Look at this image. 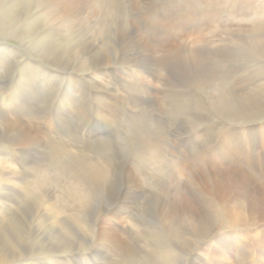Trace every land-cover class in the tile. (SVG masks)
<instances>
[{"label":"bare ground","instance_id":"obj_1","mask_svg":"<svg viewBox=\"0 0 264 264\" xmlns=\"http://www.w3.org/2000/svg\"><path fill=\"white\" fill-rule=\"evenodd\" d=\"M252 1L234 0L233 3L237 11L240 10L243 12V9H247V11H245L246 14L249 12L259 15L257 6L253 4ZM136 2H139V0H135V4ZM189 2L190 0L188 3ZM108 5V0H0V39L11 37L19 40L21 45L27 50L39 52V59L41 61L52 63L55 67L69 68L68 66H72L71 68H74L77 73L85 72L91 68H99L97 70L99 74L106 70L108 77L117 76L116 80H114L116 85H114L115 83L113 82V88H115L114 86H120L124 92L127 89L125 87L126 82L130 81L131 76H133L132 73L135 74L142 83V90L139 86L132 90L131 93H125V96L121 97L122 102H125L131 108V111L133 109L139 111L140 117L139 120H134L132 116L127 115L126 110V112L121 110V115L119 117L117 116L118 125L120 127L122 125L123 129H125L124 131L127 132L116 138V141L120 144L119 149L123 151L128 150L127 152L129 155L131 153L132 156L139 158L133 163L134 166L130 165V167L128 166V168L124 170L125 180H122L124 182L119 185L117 183V178L113 175L114 162L106 155L108 153L110 154L111 151H109V141L97 140L95 142H88L79 137L82 131H86L87 133L96 131V133H98L99 131L95 129V127H99L100 125L105 126L104 124L106 123L102 121V119L105 120L103 116H106L103 113V108L109 109L108 105L102 106L103 108H93L94 104H92L93 101L101 103L103 100L100 101L98 96H95L94 93L93 95L84 94L86 97L84 96V103H82V111L80 112L85 115L84 118H87L88 121L79 124L78 121L74 120L77 114H75L71 106L72 104L69 105L67 102L62 104L60 101L55 108L47 106L46 109H37L35 105L30 103L27 99V95L33 97L37 90L34 89L30 83L29 85L23 83L19 86L16 82L18 83L21 80L22 82H28V79L32 76V72L34 71L32 68L31 70L29 68V71H27L28 68H26L23 74L17 78V81L15 75H13L14 77L11 76L12 72L10 75L6 73L0 75V157H3V160L1 159L0 162V168L2 167V169H0V211L2 212L3 210V212L7 214L6 216H8H0V221L2 222L0 223V264H90L91 259L92 264H189V262L185 261L173 263V261L178 258V255L180 258L187 256L189 253L188 249H183L179 253L176 252L177 254H175V256H173L174 254L170 256V254L167 255L165 252L166 249L163 250L162 247H159L160 245L157 246L152 244L151 247L146 246L141 249L133 247L125 248L124 245H121L122 242H120V240L122 241L123 239L122 233L115 230L116 227L114 228L111 222L114 221V219L123 221L125 219L121 218L123 216H126L130 220L135 218V212L137 210L135 201L140 195L145 196L152 202L154 213L156 212L157 215L158 206L162 200L166 199L169 203L167 197L170 198L172 189H174L176 195L179 196L180 193H184L182 191H185V189L180 186L176 174L172 172L169 167L164 166L163 162L160 160L157 151L161 144L158 140L160 137L159 132H162V130L155 127L153 131H151L152 135L150 132L145 131V121L147 119L149 120L150 117V113H148L145 106L147 105L152 108L159 103L156 101L155 95L150 91L154 90L158 92V86L170 88V92L168 93L167 91L168 94L165 95L166 101L170 104V114L174 115V117L177 113L190 114V124H200L201 119L197 118V116L193 117L191 113L193 110H191L192 103L191 100L188 99V95L185 91H179L175 89L174 86H171L172 77L177 75L180 76L184 72H188L187 70L190 65L200 64L209 57L219 66L227 61L226 56H224L227 47L226 45H222V40L238 42V39L239 42H242L243 39L234 34L235 39L233 40V35L230 34V38H222L221 44H218L219 46L217 47L213 45V42H209L205 45V48L203 47L204 50L203 48L195 49L190 46L187 38L189 39L190 34L194 32L197 33V29H190V27L187 26L188 23L186 21H188V19L182 20L183 23L177 22V24L176 20L181 17L174 11L169 12V15H172L171 17H165L163 19L159 16L157 9H155L150 2L147 7H140L141 9L137 11L139 14L137 18L135 17L136 20L131 24L132 29L129 31L125 27H118L116 21L113 19V12H110ZM136 5L138 6L139 4ZM193 11L194 10H192V12ZM189 14L190 13H188V15ZM255 15L251 19V22L254 24V33H252V37L264 38V16H261V18L257 20V16ZM98 16L104 17V26H99L100 29H97L92 21ZM209 20H215V17L210 19L207 18L206 22H209ZM115 27L117 28L115 29ZM168 27L169 29H173L176 34L175 39L177 40L172 43L166 41L169 37L168 35H170L168 34ZM112 33L119 39V42L116 43V52L111 50L110 47L109 49L106 48L107 50L104 48L106 43L109 42V39L111 40ZM161 35L165 37L163 38ZM216 36H219L218 33ZM178 40L182 42L178 43ZM245 43H247L248 46L251 44L252 49L245 50L251 59L254 57L256 60L264 61V39L262 42L258 41L254 43L247 41ZM2 50L8 49L2 48ZM107 51H110V55H112L113 52L115 53L116 58L114 61L119 67L118 71L115 70L117 73H115L114 69H111L112 67H108L111 66L113 60L109 57ZM16 55L17 54H15L14 57ZM188 73L190 74V72ZM121 74L122 76L120 77ZM263 75L264 68L259 71H252V73L242 76L238 81L248 84V82H251L255 78L259 79L263 77ZM12 78H14L13 81ZM262 82L263 80L261 83ZM14 84L15 87L13 86ZM144 88H148L149 90L146 91ZM12 89L13 91L11 93ZM232 90V85L228 84L222 86L221 84L219 90L216 91L217 93L209 100V109L222 118L230 121L248 122L258 120V117H260V120L264 118L263 85L259 87V91L253 89L246 95H233ZM80 92L81 94L82 92L85 93V90L82 89ZM107 92H109V89H107ZM145 94L147 96H145ZM3 99L12 103L10 111H2L1 101ZM154 111L156 110L154 109ZM117 117H115L114 120H116ZM127 117L128 119H126ZM131 117L133 119H129ZM95 120V126L93 124L94 127H90L91 123ZM43 130L47 131L45 135ZM253 143L256 142L251 141V144ZM195 145L197 147H192V153L188 159L182 155L186 153H181L180 150L174 146V149L177 151H175V155L180 157V160L183 161L187 170H194L195 166L203 168L206 164L203 154L205 143H196ZM221 146L222 145H220V147ZM14 148H19L20 153L23 154L25 152L26 156L32 152L40 153V161L43 162L52 158L58 159V165L56 168L50 169V167L48 168L44 163L40 162V165L36 168V173L33 175L32 172L25 170V166H27L30 161L28 162V159L25 158L26 156L15 155L13 152ZM45 151L48 154H46ZM107 151L109 152L106 153ZM112 152H114V150H112ZM232 155L235 157L234 153ZM6 156L9 160H7ZM15 156H17V158H15ZM4 159H6V161H12L13 159L22 168L21 179L25 180L26 184L30 183L28 187H26V189L28 188L29 190L30 188V190L25 194V197L20 196L19 189H17L15 182V180H17L16 169H13L9 164L7 165V162H3L5 161ZM187 162L193 167L190 168V166H187ZM233 163V166L238 168L240 172L249 167L255 169L258 167L256 158H252L250 162H246L244 159H240L239 161L235 159ZM4 164H6V166ZM4 169L6 171L2 172ZM30 178H32V180ZM163 187H166L169 191L166 192V194L164 192L161 196L159 194L161 193L159 189ZM195 189H197V187H195ZM195 189L190 190L193 191L192 197H197L199 199L205 198L206 194L203 195L202 192H198V190L195 191ZM30 194L33 195L32 201H38V205H43L45 201L50 198L72 200L71 207L74 211L77 209L84 218L90 217L92 219L93 222L90 231L86 232L82 230L83 227L79 229V227L75 225L63 223L59 228L52 226L55 237L53 236L54 238L48 241V238L45 236L47 235V231L44 223L37 221L32 212L33 210L30 202L26 201ZM164 196L165 198H163ZM184 197L189 201V198H186L185 195ZM104 201L110 203L102 204ZM98 202H100V204L97 208L96 203ZM24 203H26V207H23ZM33 204L35 205L37 203L33 202ZM170 212L171 209L168 208L166 214L170 216V224L167 225V227L159 222L161 225L159 227V233L164 234L162 238L166 237L170 239L177 234L174 228L175 224H172L173 215ZM197 212L198 210L196 213ZM221 212L223 213V211ZM57 216L55 218H57ZM202 216L200 224H203V221L206 220V215L204 213H202ZM76 219L80 220L81 218L79 216V218ZM54 222L52 223L55 225ZM185 222H187V220H185ZM13 226L20 230L22 237L10 233ZM200 228H203L202 225ZM153 230L154 229H152V231ZM160 240L162 242V239ZM123 241L125 242V239H123ZM92 249L94 251L92 254L90 253V260H84L83 254ZM168 249L170 250V248ZM109 258H116V261L105 262ZM101 259H103L104 262L101 263Z\"/></svg>","mask_w":264,"mask_h":264},{"label":"rangeland","instance_id":"obj_2","mask_svg":"<svg viewBox=\"0 0 264 264\" xmlns=\"http://www.w3.org/2000/svg\"><path fill=\"white\" fill-rule=\"evenodd\" d=\"M188 1L189 0H139V2H136V4H139L140 6H137L135 4V0H108L110 12H113L112 16L118 27H125L129 31L132 29L131 24L134 23L137 15L139 14L137 11L141 9L140 7H147L151 2V5L157 9L159 16L163 19L165 17H171L172 15H169V12L172 11H174L176 14H179L181 17L180 19L176 20V23L188 19V21H186L188 23L187 26L190 27V29H197V33L194 32L189 35V39L187 38L190 46L195 49H201L203 47L205 48V45L209 42H213V45L217 47L219 46L218 44H221L222 38H230V34L233 35V40L235 39V35L243 39L242 42H239L238 39V42H228V40H222V45H226L228 49L226 48V52L224 54L227 61L220 64L221 66L215 64L211 60V57H209L200 64L190 65V67H188L189 69L187 68V71L190 72V74L188 72H184L180 76L177 75L172 77L171 86H174L175 89L179 91H185V93L188 95V99L191 100L192 103L191 110H193L191 113L193 117L197 116V118L201 119L200 124H190V114L187 115L185 113H177L175 116L176 118L174 115L170 114V104L165 98V95L170 92V88H162L158 86V92L154 90L150 91L153 95H155L156 101L159 103L154 105L155 108L154 106L152 108L147 105L145 106L148 113H150L149 120L147 119L145 121V131L151 133L155 127L162 130V132H159L160 137L158 140L161 144L159 150L157 151L160 156V160L163 162L164 166L169 167L172 172L176 174L180 186L184 188L185 191H182L184 193H180L179 196L176 195L175 190L172 189L170 192V198L167 197L169 203L166 201V199L162 200L158 206L157 215L156 212L154 213L152 202L145 196L140 195V197L135 201V206L137 207L135 212L136 217L130 220L126 216H123L121 217L125 218L123 221H117L114 219V221L111 222V225L114 226V228H117H115V230L122 233V237L125 239V242L123 239L122 241L120 240V242H122L121 245H124L125 248L133 247L136 249H141L145 248L146 246L151 247L152 244L157 246L160 245L159 247H162L163 250H168H165V252L167 255L170 254V256L173 254V256H175V254L181 252L183 249L189 250L190 254L188 253L187 256L182 258H180L178 255V258H176L178 261L175 259L173 263H181V261H185L189 262V264H264V118L260 120V117H258V120L248 122L230 121L222 118L209 109V100L217 93L216 91L219 90L221 84L222 86L228 84L232 85L233 95H246L247 93L251 92V90L255 89V91H259V87L262 85L264 86V75L263 77H260L261 79L255 78L251 82H248V84H244L245 82L240 83L238 81V79L240 80L242 76L252 73V71H259L264 68V61L256 60L254 57L251 59L245 51L246 49H252L251 44L248 46V44L245 42H262L264 38L252 37V33H254V24L251 22V19L255 14L249 12L246 14L245 11H247V9H243V12L240 10L237 11L233 3L234 0H213L215 2L212 0H190L189 3ZM252 2L257 6L259 15L255 16H257V20H259L261 16H264V0H253ZM192 10L194 11L192 12ZM188 13L190 14L188 15ZM214 17L215 20H209V22H206L207 18L210 19ZM103 18V16H98L92 20L97 29H100L99 26H104ZM116 28L117 27H115V29ZM174 32L175 31L173 29H169L168 34L171 36L167 34L169 37L166 41H170L172 43L177 40L175 39L176 34ZM217 33L219 36H216ZM162 36L163 38L165 37L164 35H161V37ZM117 42H119V39L112 33L111 40L109 39V42L106 43L104 48L109 49L110 47L111 50L116 52ZM181 42L182 41L178 40V43ZM2 48H7L8 50L3 51ZM107 52L109 57L113 60V62L111 61V66L108 67H112L111 69L118 71L119 67L114 61L116 58L115 53L113 52V54L110 55V51ZM15 54H17V57H14ZM39 56V52H31L27 50L17 39L11 37L1 38L0 75L5 73L10 75L12 72L11 76L15 75L17 81V78L23 74V71L26 68H28L27 71H29V68L30 70L32 68L34 71L32 70V76L30 77L31 79L29 78L30 80L28 79V82H22V80L18 83L16 82V84L19 86L23 83L26 85H29L30 83L31 86L37 90L35 91V96L31 97L30 95H27V99L30 101V103L35 105L37 109H46L47 106L55 108L60 101L62 104L64 102H67L69 105L72 104L71 106L78 117H75L74 120L78 121L79 124H83L84 122L88 121L87 118H84L85 115L80 112L82 111V103H84V94L93 95L94 93L95 96H98L100 101L103 100L101 103L98 101H93L92 104H94L93 108H103L102 106L108 105L109 109L103 108V113L106 116H103L105 120L102 119V121L106 123L104 124L105 126L100 125L99 127H95V129L99 131L98 133H96V131H91L88 133L86 131H82V134H80L79 137L88 142H95L97 140L109 141L110 148L109 146L108 148L109 151H111L110 154L108 153L109 151L106 152L108 154H105L108 155V157L111 158L110 160L115 163L114 164L112 162L114 165L113 175L117 178V183L121 185L124 182L122 180H125L124 170H126L128 166L130 167V165H133V163L139 158L132 156L131 153L130 156L127 152L128 150L123 151L122 149H119L120 144L118 141H116V138L127 132L124 131L125 129H123L122 125V128L118 125L119 122L117 120L121 115V110L124 112L127 111V115L132 116L134 120H139L140 117L139 111L135 109L131 111V108L125 102H122L121 97L125 96V93H131L132 90L138 88L139 86L142 90L141 81H139L136 75L132 73L133 76H131L130 81L126 82L125 87L127 89L124 92L120 86H114L115 88H113V82L115 83L114 80H116L117 76L114 75L108 77L106 70L99 74L97 73L99 68H91L85 72L77 73L75 72L74 68H71L72 66H68L70 69L55 67L52 65V63L41 61ZM117 71H115V73H117ZM121 76L122 74L120 77ZM13 80L14 78H12V81ZM260 80H263V82L261 83ZM114 85H116V83ZM13 86L15 87V84ZM81 88L85 90V93L82 92L81 94ZM106 88L109 89V92H107ZM144 90L148 91L149 89L144 88ZM12 91L13 89L11 90V93ZM145 96L147 95L145 94ZM7 101L5 99L1 101L3 112L10 111L12 108V103ZM154 109L156 111H154ZM115 117H117L116 120H114ZM132 117L129 119H133ZM126 119H128V117ZM95 122L96 120L91 123V125L89 124L90 127H94ZM43 132L44 135L47 133V131L44 130ZM251 141L256 143L251 144ZM202 142L205 143V148L203 151L206 163L205 167L200 168L199 166H195L194 170H187L183 161L180 160V157L175 155L177 151L174 149V146H176V148H178L181 153H186L182 155L188 159L192 153V147H197L195 144ZM220 145L222 146L220 147ZM112 150H114V152H112ZM13 152L15 155L18 154L17 156H26L25 152L23 154L20 153L19 148H14ZM45 153L48 154L46 151ZM233 153L235 154V157L232 155ZM17 156H15V158H17ZM6 158L9 160L7 156ZM25 158L28 159V162L30 161L28 165L26 164L27 166H25V170L32 172L33 175L36 173V168L38 165H40V162L44 163V165L48 168L50 167V169L56 168L59 162V160L55 158H52L48 161L45 160L47 163L40 161L41 154L35 152L30 153ZM252 158H256L258 164L256 169L249 167L240 172L238 168L233 166V161H235V159L236 161L244 159L246 162H250L252 161ZM1 159L3 160V157H0V162ZM4 160L5 161L3 162H7V165L9 164L13 167V169H16L15 172L17 175V180H15V182L17 189H19V193L21 194L20 196L25 197V194L30 190V188L28 190L26 187H28L30 183L26 184L25 180L21 179L22 168L13 159L12 161H6V159ZM6 164L4 165L6 166ZM186 165L190 166V168L193 167L188 162ZM0 169H2V167ZM4 171L6 170L4 169L2 172ZM30 179L32 180V178ZM195 187H197V189H195ZM192 189L202 192L203 195L206 194V199L192 197L193 191H190ZM159 191H161L159 194L162 196L164 192L166 194V192L169 190L166 187H163L162 189H159ZM184 195L186 198H189V201L185 199ZM163 198H165V196ZM32 199L33 195L30 194L26 201L30 202L31 208L33 210L32 212L34 213V217H36L37 221L44 223L45 229L47 231V235L45 236L48 238V241L55 237L52 231V226L59 228V226L63 223L75 225L76 227H79V229L83 227L84 229L82 228V230L86 232L90 231L91 224L93 222L92 219L90 217L84 218L77 209L74 211V209L71 207L72 200H64L63 198H50L45 201L43 205H38V201H32ZM33 202L37 204L34 205ZM104 202L101 203H110L107 201ZM99 204L100 202L96 203L97 208ZM23 207H26V203L23 204ZM168 208L171 209L170 213L173 215L172 224H175L174 228L177 233L173 238L171 237L170 239H167L166 237L162 238L164 234L159 233V227L161 226L159 222H161L165 227L170 224V216L166 214ZM197 210L198 212L196 213ZM221 211H223V213ZM202 213L206 215V220L203 221V224H200V220H202L203 217ZM6 215L7 214H5L3 210L2 212L0 211V216L4 217ZM56 216L57 218H55ZM79 216L81 219H76L79 218ZM185 220H187V222H185ZM52 222H54L55 225ZM0 223L2 222L0 221ZM201 225L203 227L202 229L200 228ZM13 227L10 233L17 234L19 237H22L20 230ZM152 229L154 230L152 231ZM200 231H204V234ZM160 239H162L163 243ZM167 247L170 248V250ZM93 251L94 250L92 249L85 252V254H83L84 260L89 261V257ZM112 261H116V258H109L105 262ZM167 261L170 262L169 260ZM100 262L102 263L104 260L101 259ZM90 264H92V259L90 260Z\"/></svg>","mask_w":264,"mask_h":264}]
</instances>
